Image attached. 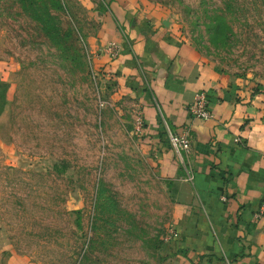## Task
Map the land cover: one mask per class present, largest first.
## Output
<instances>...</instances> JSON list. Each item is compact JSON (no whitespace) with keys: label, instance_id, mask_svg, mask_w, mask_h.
<instances>
[{"label":"rangeland","instance_id":"1","mask_svg":"<svg viewBox=\"0 0 264 264\" xmlns=\"http://www.w3.org/2000/svg\"><path fill=\"white\" fill-rule=\"evenodd\" d=\"M143 1L264 94V0ZM37 2L0 0V248L32 264H199L177 247L176 181L160 176L134 100L98 63L107 0Z\"/></svg>","mask_w":264,"mask_h":264},{"label":"crops","instance_id":"2","mask_svg":"<svg viewBox=\"0 0 264 264\" xmlns=\"http://www.w3.org/2000/svg\"><path fill=\"white\" fill-rule=\"evenodd\" d=\"M107 4L97 60L118 97L134 100L160 176L177 183L178 249L199 264H264V219L255 217L264 196V94L205 60L164 9L143 0ZM200 91L207 119L189 110ZM184 133L188 149L177 152L169 135ZM0 264L32 263L0 248Z\"/></svg>","mask_w":264,"mask_h":264},{"label":"built area","instance_id":"3","mask_svg":"<svg viewBox=\"0 0 264 264\" xmlns=\"http://www.w3.org/2000/svg\"><path fill=\"white\" fill-rule=\"evenodd\" d=\"M110 54L113 55L114 53L111 52ZM189 110L195 118L207 119L211 117V112L207 104L206 93L204 91H200L195 94L194 100L189 106ZM169 140L171 146L177 152L186 151L188 149L189 140L186 133L181 135L170 134ZM236 141H238V139H236ZM255 217L264 219V196L258 205V208L255 212Z\"/></svg>","mask_w":264,"mask_h":264},{"label":"trees","instance_id":"4","mask_svg":"<svg viewBox=\"0 0 264 264\" xmlns=\"http://www.w3.org/2000/svg\"><path fill=\"white\" fill-rule=\"evenodd\" d=\"M24 2V0H20ZM29 3V6H38L37 0H26ZM6 91H7V84L3 81H0V112H2L3 107L6 103Z\"/></svg>","mask_w":264,"mask_h":264}]
</instances>
